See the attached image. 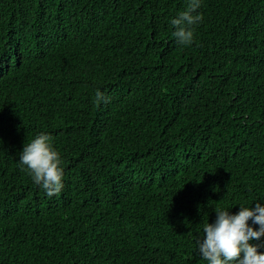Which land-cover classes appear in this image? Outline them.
<instances>
[{
	"label": "trees",
	"instance_id": "1",
	"mask_svg": "<svg viewBox=\"0 0 264 264\" xmlns=\"http://www.w3.org/2000/svg\"><path fill=\"white\" fill-rule=\"evenodd\" d=\"M187 2L0 0V264H206L214 210L264 199V0H202L182 46ZM41 132L52 197L17 163Z\"/></svg>",
	"mask_w": 264,
	"mask_h": 264
},
{
	"label": "clouds",
	"instance_id": "2",
	"mask_svg": "<svg viewBox=\"0 0 264 264\" xmlns=\"http://www.w3.org/2000/svg\"><path fill=\"white\" fill-rule=\"evenodd\" d=\"M202 0H188L184 11L170 20L177 43L190 46L194 42V26L202 20L197 11ZM96 102H106L99 91ZM26 170L33 184L48 197L58 195L63 187L64 169L62 159L51 142V137L41 132L30 142L23 144L17 161ZM254 206L247 202L232 208L215 209V219L201 226V235L195 240V250L206 264H264V199L255 200ZM258 242V243H257Z\"/></svg>",
	"mask_w": 264,
	"mask_h": 264
}]
</instances>
